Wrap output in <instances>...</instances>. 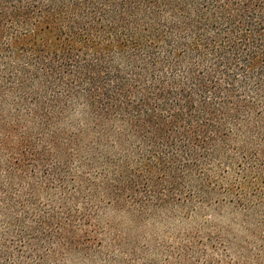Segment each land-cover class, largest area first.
Here are the masks:
<instances>
[{"label": "trees", "instance_id": "obj_1", "mask_svg": "<svg viewBox=\"0 0 264 264\" xmlns=\"http://www.w3.org/2000/svg\"><path fill=\"white\" fill-rule=\"evenodd\" d=\"M177 207L223 215L203 264H264V0H0V264Z\"/></svg>", "mask_w": 264, "mask_h": 264}, {"label": "rangeland", "instance_id": "obj_2", "mask_svg": "<svg viewBox=\"0 0 264 264\" xmlns=\"http://www.w3.org/2000/svg\"><path fill=\"white\" fill-rule=\"evenodd\" d=\"M222 216L210 210L192 215L181 207L133 216L109 209L99 221L84 219L92 245L71 253L64 264H203L201 252L190 254V238L202 243L209 233L203 222Z\"/></svg>", "mask_w": 264, "mask_h": 264}]
</instances>
